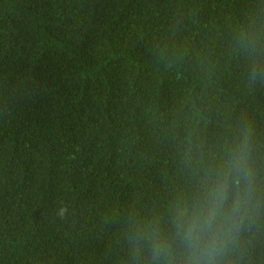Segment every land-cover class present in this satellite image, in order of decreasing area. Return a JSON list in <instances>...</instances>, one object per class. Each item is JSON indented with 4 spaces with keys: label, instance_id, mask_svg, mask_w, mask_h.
<instances>
[{
    "label": "trees",
    "instance_id": "trees-1",
    "mask_svg": "<svg viewBox=\"0 0 264 264\" xmlns=\"http://www.w3.org/2000/svg\"><path fill=\"white\" fill-rule=\"evenodd\" d=\"M242 142L264 264V0H0V264H155Z\"/></svg>",
    "mask_w": 264,
    "mask_h": 264
},
{
    "label": "clouds",
    "instance_id": "clouds-1",
    "mask_svg": "<svg viewBox=\"0 0 264 264\" xmlns=\"http://www.w3.org/2000/svg\"><path fill=\"white\" fill-rule=\"evenodd\" d=\"M252 184L247 144L242 142L206 179L195 202L177 210L168 236L161 233L158 225L137 230L150 246L155 264H177V259L179 264H222L249 218ZM67 211L63 206L57 215L64 218Z\"/></svg>",
    "mask_w": 264,
    "mask_h": 264
}]
</instances>
